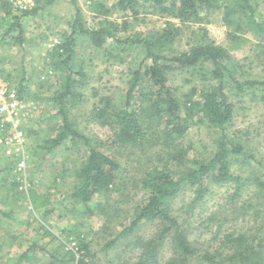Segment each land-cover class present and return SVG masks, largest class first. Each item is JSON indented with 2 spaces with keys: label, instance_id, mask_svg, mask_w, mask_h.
Returning a JSON list of instances; mask_svg holds the SVG:
<instances>
[{
  "label": "rangeland",
  "instance_id": "rangeland-1",
  "mask_svg": "<svg viewBox=\"0 0 264 264\" xmlns=\"http://www.w3.org/2000/svg\"><path fill=\"white\" fill-rule=\"evenodd\" d=\"M75 1L89 28H98L104 19L116 23L126 19V28L116 35L121 40L155 34L168 21L179 24L177 19L157 13L150 3H142L137 19H133L125 18L118 10L117 0ZM217 1L218 5L226 4ZM251 2L257 17L264 20V0ZM96 3L110 8L109 12L102 15ZM33 7H38L36 13L20 18V42L18 29L2 37L0 27V71L32 103L24 129V158L19 163L0 151V264H79L81 243L88 249L81 264L177 262L171 229L163 233L166 224L161 220L141 219L126 230L134 219L135 207L146 199L138 179L154 165L155 157L150 159L149 155L155 148L150 144L144 150L116 146L111 143V128L95 119L94 108L102 106L105 97L112 98L115 104L125 100L133 72L143 58L139 45L108 41L96 47L84 34L75 38L72 63L82 70L84 77L75 86L81 98L69 106L70 118L78 132L95 141L123 169L114 191L108 196L94 195L85 206L73 196L79 183L78 170L86 155L84 148L64 140L47 150L57 129L56 108L51 100L59 85V74L52 68L54 46L68 30L73 5L71 0H35ZM2 16L0 11V22ZM201 18L180 24L182 30L175 40V50L185 51L200 40H210L223 47L237 63L242 79L264 78V36L248 31L237 13L225 21L223 8L202 10ZM168 82L183 103L189 98L197 99L211 81L204 69L184 67L170 71ZM146 84L143 81L142 86ZM227 93L234 110L229 129L255 159H232L231 170L243 181H207L208 189L196 203L192 201L195 186L184 184L171 200L176 227L185 232L198 254L207 251L227 255L231 251L229 239L239 233L247 238L260 236V229H256L264 223L262 192L250 183L254 176L264 177V90L260 86L253 92L227 88ZM133 103L137 107L138 101ZM197 120L195 117L194 121ZM215 135L205 120L194 122L179 143L189 159L206 160L214 151ZM172 170L179 173L177 167ZM184 264L208 263L194 256Z\"/></svg>",
  "mask_w": 264,
  "mask_h": 264
},
{
  "label": "trees",
  "instance_id": "trees-1",
  "mask_svg": "<svg viewBox=\"0 0 264 264\" xmlns=\"http://www.w3.org/2000/svg\"><path fill=\"white\" fill-rule=\"evenodd\" d=\"M217 2V0H117L115 6L125 14V18L137 19L141 4L150 3L157 13L166 14L179 22L175 24L168 21L165 28L152 35L121 40L116 35L121 29L126 28V19L121 23L104 19L98 28H89L84 22L79 5L75 0H71L73 15L67 23L68 30L54 46L52 68L59 74V85L51 100L56 108L54 116L57 118V129L47 150L60 145L64 140L84 148L86 155L78 170L79 183L73 196L78 203L86 206L94 195L108 196L112 190L114 191L123 169L116 159L104 154L95 141L78 132L70 118L69 106L81 98L75 86L79 85L84 77L82 70L75 68L72 63L75 38L84 34L96 47H102L108 41L139 45L143 58L141 65L133 72L125 100L115 104L112 98L105 97L103 105L95 107L94 111L95 119L113 131L112 144L135 150H144L148 146L146 144L155 148L149 155L150 159L155 157L154 165L144 171L138 179L140 189L147 194L146 199L135 207L134 219L126 230H130L141 219H159L165 223L162 232L171 229V241L179 257L177 262L173 260L166 264H184L194 256L208 264H264V223L258 225L256 229V231L260 229V236L247 238L239 233L229 239L231 251L227 255L207 251L198 254L185 232L176 227V219L170 210L171 200L184 184L195 186L192 201L196 203L207 191V181L221 184L242 180L231 170L234 161L232 159L236 157L255 159V155L249 153L246 145L229 129L234 110L227 88H233L238 92H253L260 86L264 90V78L242 79L237 63L227 55L223 47L210 40H200L185 51L174 49L175 40L182 30L180 24L198 22L202 19L201 11L212 8H223L225 21L232 13L241 15L248 31L264 36V20L257 17L251 0L225 2L220 0V3H226L225 5H218ZM95 7L102 15H106L110 9L101 3H96ZM37 9L38 7H32L16 11L6 2H1L2 37L18 29L17 39L20 42L22 34L20 18L36 13ZM184 67L204 69L211 82L208 88L200 91L197 99L189 98L181 103L176 89L168 82V74L172 70ZM143 81L147 83L145 87L142 86ZM18 90L21 91L20 88ZM133 100L138 101L137 107L133 105ZM195 117L197 121H194ZM204 120L216 134L214 151L206 160L189 159L179 139L192 123ZM173 167L179 168L178 174L173 172ZM250 183L262 192L264 198V177L254 176ZM254 218H258V215L255 214ZM79 249L83 251L78 259V263L81 264L88 254V249L82 243ZM219 257V261L215 260Z\"/></svg>",
  "mask_w": 264,
  "mask_h": 264
},
{
  "label": "built area",
  "instance_id": "built-area-1",
  "mask_svg": "<svg viewBox=\"0 0 264 264\" xmlns=\"http://www.w3.org/2000/svg\"><path fill=\"white\" fill-rule=\"evenodd\" d=\"M35 0H0L16 11L30 9ZM32 113V103L12 86L0 71V151L20 161L25 156V128ZM22 164V163H21Z\"/></svg>",
  "mask_w": 264,
  "mask_h": 264
}]
</instances>
